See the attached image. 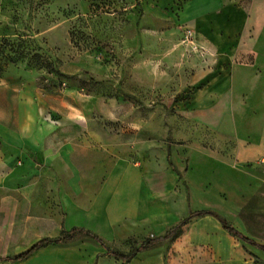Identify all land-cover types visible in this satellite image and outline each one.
<instances>
[{"label": "crops", "instance_id": "1", "mask_svg": "<svg viewBox=\"0 0 264 264\" xmlns=\"http://www.w3.org/2000/svg\"><path fill=\"white\" fill-rule=\"evenodd\" d=\"M138 1L139 19L120 23L110 40L125 78L118 93L0 78V259L79 231L0 264H264L263 248L209 215L129 261L111 255L127 256L201 211L239 232L222 207L243 201L235 159L264 161V0ZM95 53H81L62 74L108 77L113 63L102 66ZM184 89L185 101L176 103ZM159 95L215 133L203 153L193 150L183 180L138 142L123 151L110 129L117 124L140 135L146 122L133 115Z\"/></svg>", "mask_w": 264, "mask_h": 264}, {"label": "rangeland", "instance_id": "2", "mask_svg": "<svg viewBox=\"0 0 264 264\" xmlns=\"http://www.w3.org/2000/svg\"><path fill=\"white\" fill-rule=\"evenodd\" d=\"M140 15L138 0H0V78L33 80L43 89L61 84L110 97L125 84L119 72L121 58L115 57L116 47L110 40L120 23L138 20ZM86 51L96 52L94 59L102 66L113 63L108 77L85 71L62 74V68L74 69L79 63L77 56ZM185 98L184 89L174 101ZM164 101L159 95L133 115L146 122L140 135L122 131L123 126L117 124L110 129L118 133L123 151L138 142L183 180L193 150L203 153L214 132L188 120L177 106L172 108ZM212 153L219 158L218 150ZM235 161L241 165L243 201L240 206H222L224 217L245 237L264 246V161L252 154ZM226 162L233 165L234 158L228 157ZM193 207L202 209L203 205L196 201Z\"/></svg>", "mask_w": 264, "mask_h": 264}, {"label": "trees", "instance_id": "3", "mask_svg": "<svg viewBox=\"0 0 264 264\" xmlns=\"http://www.w3.org/2000/svg\"><path fill=\"white\" fill-rule=\"evenodd\" d=\"M203 215H209V216H213L215 218L218 219V221L220 222L222 228L227 231L228 233H230L231 235L241 239L242 241L249 243L251 245H255L258 246L260 248H263V246H259L257 244H255L252 240H249L248 238L244 237L242 234H240L239 232H237L233 227L229 226L224 220L218 218L214 213L212 212H208V211H201V212H196V213H191L187 218H185L184 220L180 221L176 226H174L173 228L169 229L166 234L162 237H158L155 239H149L147 241H145L144 243H142L140 245L139 248L137 249H133L130 254H128L127 256H122L119 255L115 252H111V255L113 257H115L116 259H121L123 261H129L131 260L137 253L144 251L158 243H161L163 241L169 240L171 238H173L175 236V234L177 233V231L185 224H187L191 219L195 218V217H199V216H203ZM79 231H72L68 234H66L64 237L56 239V240H40L39 242H37L36 244H34L32 247H30L28 250H26L25 252L21 253L18 256H14V257H9V258H5V259H0V262H11V261H20V260H24L26 258H28L34 251H36L37 249H39L41 246H43L45 243H53V242H66L68 240H71ZM83 232V231H81ZM84 234H86L87 236H89L90 238H92L94 241H96L99 245H101L102 247H104L106 249V247L104 246V243L96 236H94L93 234H90L88 232H83ZM108 250V249H107Z\"/></svg>", "mask_w": 264, "mask_h": 264}]
</instances>
